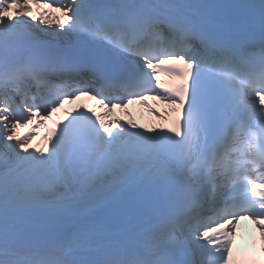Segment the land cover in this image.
Listing matches in <instances>:
<instances>
[{
  "label": "snow or ice",
  "instance_id": "1",
  "mask_svg": "<svg viewBox=\"0 0 264 264\" xmlns=\"http://www.w3.org/2000/svg\"><path fill=\"white\" fill-rule=\"evenodd\" d=\"M245 219L264 241V0H0V264H237Z\"/></svg>",
  "mask_w": 264,
  "mask_h": 264
},
{
  "label": "bare ground",
  "instance_id": "2",
  "mask_svg": "<svg viewBox=\"0 0 264 264\" xmlns=\"http://www.w3.org/2000/svg\"><path fill=\"white\" fill-rule=\"evenodd\" d=\"M33 14H36L35 12H33ZM56 15H58V14H56ZM21 133H23V132H26V131H28V129H25V128H21ZM37 144H39V142H37Z\"/></svg>",
  "mask_w": 264,
  "mask_h": 264
}]
</instances>
